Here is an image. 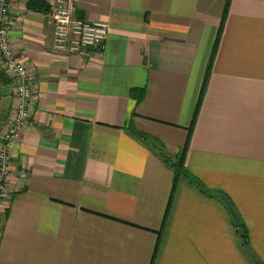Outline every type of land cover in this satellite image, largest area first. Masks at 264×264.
<instances>
[{
	"label": "crops",
	"instance_id": "0c3cea01",
	"mask_svg": "<svg viewBox=\"0 0 264 264\" xmlns=\"http://www.w3.org/2000/svg\"><path fill=\"white\" fill-rule=\"evenodd\" d=\"M27 1L9 6L32 100L9 147L0 264H264V0H73L108 36L68 56ZM11 108L0 95V131ZM186 142L184 170L212 197L180 177L166 216L173 173L155 147L174 158Z\"/></svg>",
	"mask_w": 264,
	"mask_h": 264
},
{
	"label": "built area",
	"instance_id": "2783aa9c",
	"mask_svg": "<svg viewBox=\"0 0 264 264\" xmlns=\"http://www.w3.org/2000/svg\"><path fill=\"white\" fill-rule=\"evenodd\" d=\"M46 16L51 26L50 53L54 56L78 55L86 50L102 51L108 36L103 22L86 23L74 17L73 0H46ZM10 0H0V64L10 76L12 96L10 118L0 131V204L8 195L10 180V144L28 125L32 89L24 65L15 59L8 32L14 26L10 16ZM13 177L24 189L28 173L18 170Z\"/></svg>",
	"mask_w": 264,
	"mask_h": 264
},
{
	"label": "trees",
	"instance_id": "16d2710c",
	"mask_svg": "<svg viewBox=\"0 0 264 264\" xmlns=\"http://www.w3.org/2000/svg\"><path fill=\"white\" fill-rule=\"evenodd\" d=\"M27 10L28 11H32V12H36V13H43L46 14L48 11V6L45 4V2L41 1V0H28L27 4H26ZM226 16V9L224 11L223 14V18H222V22L224 21ZM216 48H217V42L214 44L209 61H208V65L206 68V72H205V76H204V81H203V87H202V92L204 91L206 84H207V79H208V75L210 73V69H211V65L216 53ZM201 101V96L198 100L197 106H196V110L194 113V117H193V121L197 115V111L199 108V103ZM193 123V122H192ZM134 133V132H132ZM141 140H143L144 142H147L150 146L154 145V140H152L151 138L147 137L146 135L143 134H136ZM187 145L188 142H186L184 148L179 152V154L174 157L171 158L169 157L167 154H165L161 148H157V146L155 147L157 152H158V156L160 157V159L171 169L172 173H173V182H172V187H171V193H170V199H169V203L166 209V216L170 207V203L171 200L174 196V193L176 191L177 188V183H178V179L180 177H184L192 186H194V188H196L201 194L203 195H207L209 197H212L208 191L206 189H204V187L194 178H192L185 170H184V159H185V153H186V149H187ZM161 147V146H159ZM220 201H224L223 202V206L225 207L226 211L228 212V215L231 218L232 221V225L233 228L236 232V235L238 236V238L240 239L242 246H248V235H247V230L245 228V226L241 223L237 213L235 212L233 206L224 198H220Z\"/></svg>",
	"mask_w": 264,
	"mask_h": 264
},
{
	"label": "water",
	"instance_id": "95a60500",
	"mask_svg": "<svg viewBox=\"0 0 264 264\" xmlns=\"http://www.w3.org/2000/svg\"><path fill=\"white\" fill-rule=\"evenodd\" d=\"M8 92L10 94V91H9V86L7 88H4V87H1L0 86V95L5 97L8 95ZM7 94V95H6ZM11 95V94H10Z\"/></svg>",
	"mask_w": 264,
	"mask_h": 264
}]
</instances>
